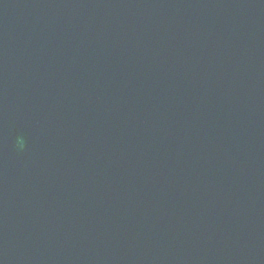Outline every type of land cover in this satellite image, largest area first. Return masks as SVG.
I'll list each match as a JSON object with an SVG mask.
<instances>
[{
    "label": "water",
    "instance_id": "water-1",
    "mask_svg": "<svg viewBox=\"0 0 264 264\" xmlns=\"http://www.w3.org/2000/svg\"><path fill=\"white\" fill-rule=\"evenodd\" d=\"M0 264H264V0H0Z\"/></svg>",
    "mask_w": 264,
    "mask_h": 264
}]
</instances>
